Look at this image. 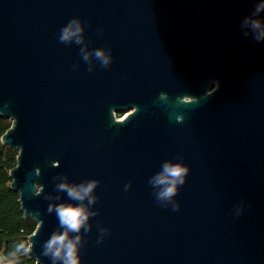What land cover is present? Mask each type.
<instances>
[{"label": "water", "instance_id": "95a60500", "mask_svg": "<svg viewBox=\"0 0 264 264\" xmlns=\"http://www.w3.org/2000/svg\"><path fill=\"white\" fill-rule=\"evenodd\" d=\"M259 2L0 0L1 141L36 264L62 203L97 213L81 264H264V41L241 28ZM74 18L83 42L62 43ZM169 161L189 172L160 200ZM91 180L95 204L57 189Z\"/></svg>", "mask_w": 264, "mask_h": 264}, {"label": "clouds", "instance_id": "9594fccd", "mask_svg": "<svg viewBox=\"0 0 264 264\" xmlns=\"http://www.w3.org/2000/svg\"><path fill=\"white\" fill-rule=\"evenodd\" d=\"M264 12V0H260L256 4L253 12L246 16L241 23L242 29H250L254 33V39L256 41H264V19H260V13ZM84 31L79 19H72L67 25L60 30L59 40L62 43L69 42L73 38L76 39V43L83 42L82 32ZM244 35H249L248 31L244 32ZM81 51L84 61L89 60V54ZM95 57L101 62L102 68H107L111 63L110 56L105 54L103 49L95 50ZM88 71H92L91 68ZM189 169L181 163L165 162L162 166V171L156 174L149 181L154 187H159L158 199L160 200H172L178 193L179 186L185 183L186 176ZM36 174H39V169H36ZM99 181L91 180L88 182H82L79 184H69L62 182L57 185L59 191L66 193L70 200L83 202L86 198L91 197L88 200L89 204H95L97 197L92 195L94 189L97 187ZM128 186H126L127 188ZM39 195V189L35 193ZM179 205L176 204L173 210H178ZM47 211L51 214L55 212L58 220L59 228L63 231L54 232L50 238L45 241L43 245L42 255L51 259L52 264H81L80 245L81 236L79 233L83 229L85 233L91 231V226L88 225L89 217L95 216L97 213L89 212L83 203L78 204H58L49 205ZM107 231V229H102ZM70 233H76L77 235L70 237ZM33 235H36L35 233ZM100 241H98L99 243ZM33 250V243L28 241H21L16 244L14 250L8 254H0V264H18L19 255H29Z\"/></svg>", "mask_w": 264, "mask_h": 264}, {"label": "trees", "instance_id": "16d2710c", "mask_svg": "<svg viewBox=\"0 0 264 264\" xmlns=\"http://www.w3.org/2000/svg\"><path fill=\"white\" fill-rule=\"evenodd\" d=\"M10 126L0 116V253L4 254L11 253L19 242L28 241L37 227L35 220L25 219L19 196L11 190L8 174L17 164L18 153L1 143L2 136ZM28 259L29 255L21 257V261L35 264L34 259Z\"/></svg>", "mask_w": 264, "mask_h": 264}, {"label": "rangeland", "instance_id": "374dc122", "mask_svg": "<svg viewBox=\"0 0 264 264\" xmlns=\"http://www.w3.org/2000/svg\"><path fill=\"white\" fill-rule=\"evenodd\" d=\"M6 122H7V124H10V125H12V120H9V119H4ZM11 127V126H10ZM1 143H2V141H1ZM6 147H8V146H6ZM9 148V147H8ZM11 149V148H10ZM12 150H14L16 153H18V151L17 150H15V149H12ZM18 156V155H17ZM16 160H17V157H16ZM11 171V170H10ZM10 171H9V178H10ZM11 179V178H10ZM11 183H12V180H11ZM11 186V185H10ZM11 190H12V188H11ZM13 191V190H12ZM14 192V191H13ZM16 193V192H15ZM17 194V193H16ZM19 196V195H18ZM25 219H27V218H25ZM34 220V219H33ZM29 238V237H28ZM0 254H4L3 252H1ZM23 255H21L20 257H19V260H18V264H34V263H29V262H25V261H21V257H22ZM31 259H33L30 255H29V259L28 260H31ZM35 264H36V262H35Z\"/></svg>", "mask_w": 264, "mask_h": 264}, {"label": "flooded vegetation", "instance_id": "af4514ba", "mask_svg": "<svg viewBox=\"0 0 264 264\" xmlns=\"http://www.w3.org/2000/svg\"><path fill=\"white\" fill-rule=\"evenodd\" d=\"M134 111V108H129L126 113H117L116 117L118 120L124 119L126 116H128L130 113Z\"/></svg>", "mask_w": 264, "mask_h": 264}]
</instances>
